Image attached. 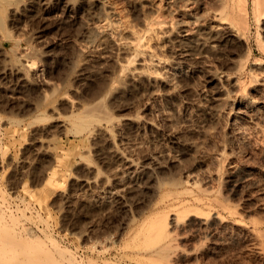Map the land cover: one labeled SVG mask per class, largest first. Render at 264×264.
<instances>
[{"label": "rangeland", "instance_id": "obj_1", "mask_svg": "<svg viewBox=\"0 0 264 264\" xmlns=\"http://www.w3.org/2000/svg\"><path fill=\"white\" fill-rule=\"evenodd\" d=\"M95 3L0 0L5 229L60 264H264V0Z\"/></svg>", "mask_w": 264, "mask_h": 264}, {"label": "bare ground", "instance_id": "obj_2", "mask_svg": "<svg viewBox=\"0 0 264 264\" xmlns=\"http://www.w3.org/2000/svg\"><path fill=\"white\" fill-rule=\"evenodd\" d=\"M93 1H94V4L96 5L95 0ZM74 5L76 4L74 3ZM92 8L93 7H91V9ZM115 9L113 8L114 11ZM262 12H264V4H263ZM243 17H246L245 12L243 13ZM142 46L143 45L140 42H137V45H136L137 52H140V53L144 52V49L142 48ZM86 124H87L86 121H80L78 125L83 128L85 127ZM118 155H119V158L125 162L130 160L129 156L124 155L123 153H118ZM233 174L234 176L230 178V181L235 186L249 185L252 183L251 171H249L248 169L244 167H239V168L234 169ZM2 220H3V216L0 214V264H60L58 261L54 260L47 251H44L41 248V246L35 243L36 242L35 241L36 240V230L35 229H31V228L24 229V231L26 232L28 236L22 239L15 233V230H16L15 226H17V224L19 223L17 222V220H15V218H12V223H11L12 229L10 227L9 229H5L6 226L3 225ZM202 220L209 221V218H204ZM215 220L222 221L219 218V216H215ZM179 224H182V222L181 223L179 222ZM20 229L22 228L20 227ZM152 232H153L154 238L156 234V239L158 243L161 245L163 244V246L166 245V248L169 243L175 240V236L171 232L170 223H169L167 216H161L155 219L153 223V227H152ZM29 242L33 243L34 245H30ZM158 247H157L158 250L163 248L162 246L160 248V245H158Z\"/></svg>", "mask_w": 264, "mask_h": 264}]
</instances>
